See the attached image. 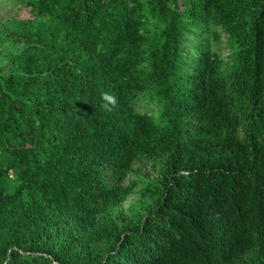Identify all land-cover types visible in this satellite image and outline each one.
<instances>
[{"label":"trees","instance_id":"1","mask_svg":"<svg viewBox=\"0 0 264 264\" xmlns=\"http://www.w3.org/2000/svg\"><path fill=\"white\" fill-rule=\"evenodd\" d=\"M15 2L0 264H264V0Z\"/></svg>","mask_w":264,"mask_h":264},{"label":"clouds","instance_id":"2","mask_svg":"<svg viewBox=\"0 0 264 264\" xmlns=\"http://www.w3.org/2000/svg\"><path fill=\"white\" fill-rule=\"evenodd\" d=\"M102 99L104 101L102 108H104L106 111L111 112L116 107L117 101L113 95L104 93L102 95Z\"/></svg>","mask_w":264,"mask_h":264},{"label":"rangeland","instance_id":"3","mask_svg":"<svg viewBox=\"0 0 264 264\" xmlns=\"http://www.w3.org/2000/svg\"><path fill=\"white\" fill-rule=\"evenodd\" d=\"M20 6V2L16 3L15 0H0V12H2L3 10H5L6 8L9 7H17ZM22 14H26L27 11H21Z\"/></svg>","mask_w":264,"mask_h":264}]
</instances>
